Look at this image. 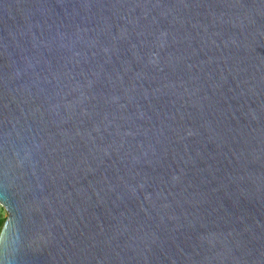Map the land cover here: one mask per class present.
<instances>
[{"label":"water","instance_id":"1","mask_svg":"<svg viewBox=\"0 0 264 264\" xmlns=\"http://www.w3.org/2000/svg\"><path fill=\"white\" fill-rule=\"evenodd\" d=\"M0 264H264V0H0Z\"/></svg>","mask_w":264,"mask_h":264},{"label":"rangeland","instance_id":"2","mask_svg":"<svg viewBox=\"0 0 264 264\" xmlns=\"http://www.w3.org/2000/svg\"><path fill=\"white\" fill-rule=\"evenodd\" d=\"M7 216V211L0 205V217H2L4 220Z\"/></svg>","mask_w":264,"mask_h":264},{"label":"trees","instance_id":"3","mask_svg":"<svg viewBox=\"0 0 264 264\" xmlns=\"http://www.w3.org/2000/svg\"><path fill=\"white\" fill-rule=\"evenodd\" d=\"M3 222H4V219L2 217H0V230H1V227L3 225Z\"/></svg>","mask_w":264,"mask_h":264}]
</instances>
